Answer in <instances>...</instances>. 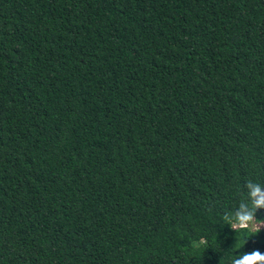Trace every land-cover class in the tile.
Returning <instances> with one entry per match:
<instances>
[{
  "label": "trees",
  "instance_id": "obj_1",
  "mask_svg": "<svg viewBox=\"0 0 264 264\" xmlns=\"http://www.w3.org/2000/svg\"><path fill=\"white\" fill-rule=\"evenodd\" d=\"M250 182L264 0H0V264H231Z\"/></svg>",
  "mask_w": 264,
  "mask_h": 264
},
{
  "label": "clouds",
  "instance_id": "obj_2",
  "mask_svg": "<svg viewBox=\"0 0 264 264\" xmlns=\"http://www.w3.org/2000/svg\"><path fill=\"white\" fill-rule=\"evenodd\" d=\"M248 188L251 207L248 204H241L229 223L233 230L238 229L256 235L264 228V220L256 216V211L264 208V187L250 182ZM231 264H264V253L259 250L245 252L234 258Z\"/></svg>",
  "mask_w": 264,
  "mask_h": 264
}]
</instances>
